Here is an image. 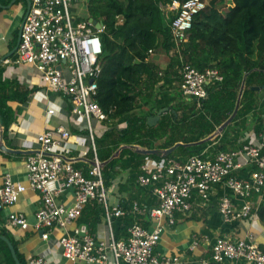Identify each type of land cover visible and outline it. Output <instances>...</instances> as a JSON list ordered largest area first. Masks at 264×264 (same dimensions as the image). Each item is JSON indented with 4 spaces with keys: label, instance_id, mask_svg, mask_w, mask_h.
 Listing matches in <instances>:
<instances>
[{
    "label": "built area",
    "instance_id": "obj_1",
    "mask_svg": "<svg viewBox=\"0 0 264 264\" xmlns=\"http://www.w3.org/2000/svg\"><path fill=\"white\" fill-rule=\"evenodd\" d=\"M74 1L29 0L15 57L0 61L2 64L31 65L41 75L46 90L68 98L71 111L81 118V125L88 131L94 152L85 175L72 160L54 150L65 146L71 135L69 129L58 124L37 135L36 149L26 157V170L28 187L40 194L33 225L41 231V237L47 239L55 224L65 227L76 220L84 206L96 200L103 205L106 234L98 238L85 223L77 225L73 233L64 232L57 240L64 257L88 264H186L178 254L159 255L155 246L166 225L176 222V213L190 211L193 195L206 204L217 184L228 188L240 199L237 206L225 193L218 197L217 209L224 222L248 219V230L254 227L258 203L253 202L252 196L261 197L264 191V155L260 145L249 142L236 150H216L205 156L203 150L185 160L170 158L142 164L135 182L149 187L157 200V204L147 211L152 227L147 228L135 220L124 236L116 237L112 224L115 218L124 215V211L118 202L109 201L110 187L103 178V163L96 155L90 122L91 119L108 120V112H111L104 111L95 98L96 78L101 69L98 33L104 25L96 28L86 20H75L70 11ZM204 7L205 0H171L161 6L171 16L170 31L177 45L186 41L193 15ZM179 73L181 95L197 100L206 97L210 82L221 80L214 68L198 70L182 64ZM47 112L52 114L54 111L48 109ZM241 167H249L245 178L236 174ZM26 187L6 175L0 187V208L14 203ZM67 188L73 189L74 193L69 206L56 199ZM131 209L136 215L146 212L137 202L132 203ZM8 221L23 229L28 226L22 213L11 212ZM211 258L224 264L239 261L264 264V247L256 242L253 231H248L245 238L218 236L211 244ZM28 261L46 264L41 256L31 257ZM200 264H208V260L204 259Z\"/></svg>",
    "mask_w": 264,
    "mask_h": 264
},
{
    "label": "trees",
    "instance_id": "obj_2",
    "mask_svg": "<svg viewBox=\"0 0 264 264\" xmlns=\"http://www.w3.org/2000/svg\"><path fill=\"white\" fill-rule=\"evenodd\" d=\"M170 1L90 0L92 17L102 20L104 25L98 33L101 69L96 78L97 102L104 111L111 110L108 112L110 118L147 107V111L129 116L124 128H110L100 137H94L97 158L102 163L106 162L122 145L136 144L161 150L176 142L188 144L178 146L165 156L143 154L123 147L118 157L102 166L105 184L116 173L115 166L125 155L137 157L136 166L147 157L155 161L170 158L185 160L203 150L205 156V148L215 142L218 135L213 139L208 137L233 112L242 82L239 106L232 121L257 104L259 93L264 88V0H205V7L192 17L186 41L178 45L170 31L171 16L161 8ZM159 47L166 52L172 51L164 71L148 61L149 50ZM182 64H189L198 70L214 68L221 80L210 82L206 97L200 100L183 97L178 91L170 110L162 112L155 123L148 124L147 117L155 115L159 109L156 104L161 91H154L156 83L163 81L158 87L161 90L164 84L172 82L173 74L178 77L177 69L173 68L180 69ZM1 108L3 106L0 105ZM238 124L242 129L247 128L243 117ZM214 146V151L229 148L222 142ZM84 174L87 175V172ZM261 196L256 214L264 224V191ZM96 202L92 200L84 206L78 217L81 221L93 224L98 220L99 203ZM135 219L132 213L122 217L119 227L122 236ZM0 235L9 238L17 258L24 264L16 240L6 229H0ZM0 264H15L6 242L1 238ZM208 264L224 263L216 262L210 255Z\"/></svg>",
    "mask_w": 264,
    "mask_h": 264
},
{
    "label": "crops",
    "instance_id": "obj_3",
    "mask_svg": "<svg viewBox=\"0 0 264 264\" xmlns=\"http://www.w3.org/2000/svg\"><path fill=\"white\" fill-rule=\"evenodd\" d=\"M28 1L0 0V61L12 60L15 57ZM89 3L90 0H75L71 4L70 11L75 20H86L95 26L90 21V18L93 17L89 10ZM171 53L172 51L166 52L159 47L149 53L148 61L155 63L161 71H164L170 62ZM56 67L60 68L58 65ZM174 69H177L178 77L173 74V81L164 84L161 90L158 87L162 84V80L155 85L154 91H161L156 108L169 107L168 110H170V104L179 91V67H174ZM0 105L3 106L0 109V119L2 120L0 131L3 144L10 149L20 151L8 152L0 149V187L6 175L12 181L27 186L14 203L3 205L0 208V229H6L16 240L24 264H35L30 263L28 259L39 256L44 259L46 264H88L83 261H71L64 257L57 240L64 232L73 233L74 228L82 223L88 225L91 233L102 238L106 234L103 205L96 202L99 203V207L97 206L99 208L98 220L93 224L81 221V218H77L65 227L55 224L50 229L48 238L43 239L41 231L35 229L33 225L35 212L40 204V194L28 187L26 170V157L36 149L37 135L47 128L51 129L60 124L69 129L71 135L65 141L64 147H56L54 150L72 160L74 166L80 168L83 173L87 172L94 152L91 148L88 131L81 125V118L71 111L72 106L68 98L55 91L46 90L41 75L28 64L0 63ZM4 109H6L5 115L2 114ZM48 109H53L54 112L49 114ZM143 111H147V107L138 108L123 116L109 117L105 121L91 119L93 136L100 137L104 131L110 128L116 130L124 128L129 116ZM242 117L245 119L246 129H242L238 124ZM216 135H218L216 141L208 144L205 148L208 155L214 151L213 148L217 142L229 146L227 150H236L245 143L251 142L254 145H260L264 155V88L260 91L258 102L254 107L246 111L236 121H232L229 126ZM123 147H129L135 152H137L136 147L144 148L136 144L122 145L116 150H119L117 156L113 158L119 156ZM109 160L111 159L109 158L107 162ZM135 162H137V157L125 155L115 166L116 173L109 177L108 184H106L110 187L109 201L111 203L118 202L124 211V215L115 218L112 224L116 237L122 236L119 227H121L122 217L126 213L135 215V220L141 225L147 228L152 227L147 211L157 204V200L149 187L137 185L135 179L142 164H151L156 161L147 157L141 161L139 166H136ZM236 174L239 177H247L249 167H241ZM224 193L231 198L234 204L239 206L240 199L221 184L214 186L206 204L193 195L190 199V211L176 213V222L173 225H166L155 246V252L161 256L178 254L186 264H200L202 260H208L210 257L211 244L216 237L245 238L248 231H253L256 242L264 247V224L259 221L258 217L257 221L253 222L254 227L249 230L248 219L235 223L224 222L217 209L218 197ZM73 194V189L67 188L57 196V202L69 206L73 202ZM261 197L256 196L253 198V202L259 203ZM133 202H137L139 206L145 208L146 212L134 214L131 209ZM11 212L22 213L27 219V228L11 225L8 221V215ZM226 264L245 263L239 261Z\"/></svg>",
    "mask_w": 264,
    "mask_h": 264
},
{
    "label": "water",
    "instance_id": "obj_4",
    "mask_svg": "<svg viewBox=\"0 0 264 264\" xmlns=\"http://www.w3.org/2000/svg\"><path fill=\"white\" fill-rule=\"evenodd\" d=\"M28 7H29V1H28ZM28 7H27V10H28ZM90 21L95 25L96 28H100L103 25L102 20H97V19H94V18H90ZM242 89H243V82L241 84V88H240V91H239V94H238L237 101H236V104H235V107H234L233 112L228 116V118L225 121H223L217 127V129L215 130V132L211 136H209L208 139H210L213 136H215L216 134L220 133L233 120V118L235 117V115L237 113V109H238V106H239V100H240V96H241V93H242ZM188 98L191 99V97H188ZM192 99L193 100H197L195 97H192ZM168 109H169V107H161V108H159L158 111H157V113L155 115L149 116L146 119L147 120V123L148 124L155 123L158 120L160 114L162 112H164V111H167ZM1 123H2V120L0 119V124ZM180 145H188V144H183L181 142H176L172 146L167 147L165 149H161V150L136 147V151L139 152V153H143V154L159 153L160 155L165 156V155L171 153L174 149H176ZM0 149L3 150V151H8V152H20V151H17V150L10 149V148L6 147L3 144V141H2V132L1 131H0ZM118 152H119V150L116 151L114 154H112L111 157H110V159H112L113 157L117 156ZM106 162H104L103 164H105ZM0 238L6 242L8 248L10 250L11 256L14 259L15 264H21V262L17 258L15 249H14L11 241L9 240V238L6 237L5 235H0Z\"/></svg>",
    "mask_w": 264,
    "mask_h": 264
},
{
    "label": "rangeland",
    "instance_id": "obj_5",
    "mask_svg": "<svg viewBox=\"0 0 264 264\" xmlns=\"http://www.w3.org/2000/svg\"><path fill=\"white\" fill-rule=\"evenodd\" d=\"M174 92H175V91H174ZM174 92H173V93H174Z\"/></svg>",
    "mask_w": 264,
    "mask_h": 264
}]
</instances>
